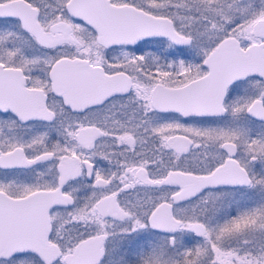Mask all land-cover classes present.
Masks as SVG:
<instances>
[{"label":"snow or ice","instance_id":"snow-or-ice-1","mask_svg":"<svg viewBox=\"0 0 264 264\" xmlns=\"http://www.w3.org/2000/svg\"><path fill=\"white\" fill-rule=\"evenodd\" d=\"M0 264H264V0H0Z\"/></svg>","mask_w":264,"mask_h":264}]
</instances>
